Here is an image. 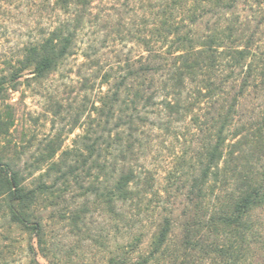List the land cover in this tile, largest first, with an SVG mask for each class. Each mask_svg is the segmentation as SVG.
I'll list each match as a JSON object with an SVG mask.
<instances>
[{"label":"trees","instance_id":"trees-1","mask_svg":"<svg viewBox=\"0 0 264 264\" xmlns=\"http://www.w3.org/2000/svg\"><path fill=\"white\" fill-rule=\"evenodd\" d=\"M98 1L53 0L55 22L0 73V221L32 237L33 264L56 254L47 220L90 237L95 212L100 264H264L263 19L238 0H161L128 39L137 53L103 63L105 39L88 34ZM78 55L75 103L57 112L80 132L64 145L60 130L20 169L9 90Z\"/></svg>","mask_w":264,"mask_h":264},{"label":"rangeland","instance_id":"rangeland-1","mask_svg":"<svg viewBox=\"0 0 264 264\" xmlns=\"http://www.w3.org/2000/svg\"><path fill=\"white\" fill-rule=\"evenodd\" d=\"M160 1L96 2L93 12L99 18L88 34L91 33L90 36L96 38L97 44L105 39L106 48L100 51L103 53V63L111 59V50L120 51L122 56L137 53L139 49L136 44L128 39L140 32L146 33L152 23V12L156 11ZM238 1L240 4L248 5V13L255 17V22L263 19L259 30V51L264 53V0ZM52 5L53 0H0V73H6L7 68L20 56L22 48L30 41L40 39L55 22L57 11ZM84 61L80 55L71 57L57 71L39 81L32 80L30 75L25 74L18 80L16 89L9 90L6 103L13 113L14 125L8 138L10 149L15 155L14 162L18 163L20 169L24 168L31 153L41 148L48 139L55 137L60 130L64 137V145L69 144L80 132L78 127L67 134L71 119L68 115L57 112V103L62 100L64 107L71 102L75 103L73 98L77 92V75L84 72ZM80 97L81 95H78V98ZM23 149L25 153L21 151ZM16 152H21L19 158ZM38 173L36 171L32 176H28L25 171L26 181H30ZM90 222V237H87V233L79 234L71 229L67 220H47L46 238L50 243H55L56 254L55 256L49 254L46 257L37 255L36 261L40 264L102 263L105 260V252L92 239V235L99 234V229L104 225L100 213H93ZM122 239L120 236L117 237L119 242H123ZM31 240L29 234L1 220L0 264H33V255L28 251Z\"/></svg>","mask_w":264,"mask_h":264}]
</instances>
